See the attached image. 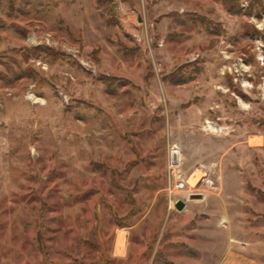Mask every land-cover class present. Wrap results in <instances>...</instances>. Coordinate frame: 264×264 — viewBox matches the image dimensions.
<instances>
[{
    "label": "rangeland",
    "instance_id": "obj_1",
    "mask_svg": "<svg viewBox=\"0 0 264 264\" xmlns=\"http://www.w3.org/2000/svg\"><path fill=\"white\" fill-rule=\"evenodd\" d=\"M236 4L0 0V264H264V0Z\"/></svg>",
    "mask_w": 264,
    "mask_h": 264
},
{
    "label": "built area",
    "instance_id": "obj_2",
    "mask_svg": "<svg viewBox=\"0 0 264 264\" xmlns=\"http://www.w3.org/2000/svg\"><path fill=\"white\" fill-rule=\"evenodd\" d=\"M179 150L177 148L176 145H173L172 148L170 149V162H169V166H168V169L169 170H172V173H173V176H174V179H173V188L174 189H183L185 184L188 183V180H186L182 175H181V172H180V169H179V160H178V155H179ZM198 172L202 175H205L202 168L200 170H198ZM205 176H201V178H204ZM204 184L206 185H209V186H213V182L209 179H204ZM193 195V191H188L187 193V198H192ZM197 195V194H196ZM198 197L197 198H200V194L197 195ZM202 196V195H201ZM195 199V198H194ZM185 203V201H184Z\"/></svg>",
    "mask_w": 264,
    "mask_h": 264
},
{
    "label": "trees",
    "instance_id": "obj_3",
    "mask_svg": "<svg viewBox=\"0 0 264 264\" xmlns=\"http://www.w3.org/2000/svg\"><path fill=\"white\" fill-rule=\"evenodd\" d=\"M107 0H95L96 6L100 7L106 3ZM219 1L222 7L229 13L234 14L238 11L236 0H215Z\"/></svg>",
    "mask_w": 264,
    "mask_h": 264
},
{
    "label": "water",
    "instance_id": "obj_4",
    "mask_svg": "<svg viewBox=\"0 0 264 264\" xmlns=\"http://www.w3.org/2000/svg\"><path fill=\"white\" fill-rule=\"evenodd\" d=\"M192 198H197L196 196H193ZM175 208L177 209V210H182L183 208H184V206H185V203H184V201H182V200H177L176 202H175Z\"/></svg>",
    "mask_w": 264,
    "mask_h": 264
},
{
    "label": "bare ground",
    "instance_id": "obj_5",
    "mask_svg": "<svg viewBox=\"0 0 264 264\" xmlns=\"http://www.w3.org/2000/svg\"><path fill=\"white\" fill-rule=\"evenodd\" d=\"M209 124L212 125L210 122H207V125H208L209 127H210ZM206 127H207V126H205V130H207ZM208 130H209V129H208ZM121 237H122V235H120L119 238H118V240H117V244H118V245H121V244H119L118 242L122 243V241H123Z\"/></svg>",
    "mask_w": 264,
    "mask_h": 264
}]
</instances>
